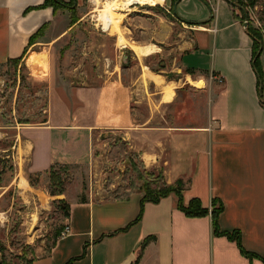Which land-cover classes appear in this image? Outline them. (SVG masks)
I'll use <instances>...</instances> for the list:
<instances>
[{
    "label": "crops",
    "instance_id": "1",
    "mask_svg": "<svg viewBox=\"0 0 264 264\" xmlns=\"http://www.w3.org/2000/svg\"><path fill=\"white\" fill-rule=\"evenodd\" d=\"M61 1L65 6L54 8L45 0H0V64L23 60L31 47L50 48L90 15L91 0ZM157 2L167 15L150 11L135 26L127 23L130 41L119 48L114 42V57L104 54L108 74L100 83L63 84L58 74L50 73L46 119L17 126L14 154L25 156L28 175L42 177L52 165L89 162L96 130H119L123 138L151 131L203 136L181 196L185 206L198 199L208 213L187 216L170 193L157 202H145L140 219L133 223L141 192L111 199L69 198L65 233L32 264H132L138 254L137 264H264V45L258 94L252 38L234 6L227 0ZM40 28V35L29 42ZM134 28L143 41L134 39ZM127 49L135 53L132 63L124 59ZM152 57L169 59L170 66L151 69L144 59ZM189 80L217 85L208 104V122L201 128L172 130L162 125L165 118L159 108L171 104ZM167 88L172 91L170 100H164ZM143 103L148 112L139 121L134 110ZM159 145L141 150L143 166L161 168L166 184L184 179L185 160L176 163L165 157ZM213 200L222 204L217 234L210 215ZM221 232H237L250 256ZM148 236L154 239L141 249Z\"/></svg>",
    "mask_w": 264,
    "mask_h": 264
},
{
    "label": "rangeland",
    "instance_id": "2",
    "mask_svg": "<svg viewBox=\"0 0 264 264\" xmlns=\"http://www.w3.org/2000/svg\"><path fill=\"white\" fill-rule=\"evenodd\" d=\"M104 1L101 0L98 6L87 3L90 15L76 30L50 48L31 47L23 60L0 64V263L30 264L46 254L55 238L66 231L69 198L111 199L125 197L130 192H141L144 196L162 194L167 187L158 176L161 168L147 169L140 158L141 150L155 142L164 148L165 157L176 163L185 160L187 174L182 179V187H185L192 168V155L198 146L204 144V137L193 133L173 135L168 131H151L141 135L135 132L124 139L119 130L100 129L93 133L89 162L71 167L55 166L53 179L47 173L42 177L31 176L29 181L24 170L25 156L20 153L16 157L14 154V135L18 125H37L46 119L50 73L58 74L63 84L100 83L108 74L103 65L104 54L114 57L113 43L116 42L119 48L130 41L127 23L135 26L150 11L167 15L163 4L159 5L157 1L153 5L133 4L122 10L116 9L113 15L119 20L117 27L121 37L117 30L104 28L105 24L98 15ZM233 1L242 21L246 19L256 36L264 42V0ZM133 8L134 11H130ZM115 35L119 36L120 42L116 41ZM133 37L138 41L144 38L136 28ZM127 50L124 59L132 63L131 57L135 53ZM144 61L158 70L170 66L169 59L162 57ZM109 65L113 67V62ZM167 74L172 76L169 72ZM201 81L189 80L179 89L171 104L159 108L165 118L162 125L172 130H190L207 124L208 104L214 98L217 85L211 87ZM171 96L172 91L167 88L164 100H170ZM147 112L144 103L134 110L139 121ZM154 122L157 123L158 119L155 118ZM20 178L27 180L25 188L18 183ZM8 183L10 185L3 188Z\"/></svg>",
    "mask_w": 264,
    "mask_h": 264
},
{
    "label": "trees",
    "instance_id": "3",
    "mask_svg": "<svg viewBox=\"0 0 264 264\" xmlns=\"http://www.w3.org/2000/svg\"><path fill=\"white\" fill-rule=\"evenodd\" d=\"M176 0H173V2H175ZM232 6H236L235 2L233 0H227ZM45 4H51L54 8L58 7H64L65 4L61 1V0H45ZM172 9V8H171ZM242 12V10H241ZM244 12V11H243ZM242 12V13H243ZM245 13H243L244 15ZM242 15V16H243ZM249 24V23H248ZM246 25L245 26V30L248 33V35L252 38V51H251V65H252V69L256 75V79H257V90H258V94H261V90H262V73H261V67H260V63H259V56L260 53L262 51L264 42L261 40V38L256 36V31L254 29H252V27H250V25ZM43 28V27H42ZM42 28H40L38 31H36L32 36H30L29 38V42H32L33 40H35L41 33ZM12 60H16V61H20L21 58L19 59H12ZM148 66L151 69L154 70H158L156 68H154L152 65ZM179 91V90H178ZM55 166H60L59 164L56 165H52L50 166L49 170L47 173H49V178L53 179L54 178V168ZM64 167L66 165H63ZM31 176H35V177H39V174H35V175H28V179L31 182ZM158 176H161V180H162V184L167 187V189L161 194L158 193L155 196H142L141 200H140V210H139V214L136 217V219L133 221L137 222L142 214V210H143V205L145 202H157L161 197L167 196L170 193H174L177 196V206L179 209H181L187 216H201V215H205L208 213V210L204 207L201 206L200 201L196 198L191 199L188 203V205H184L182 203V196H181V190L183 189L182 187V180L181 179H177L173 184H166L163 179H162V175L161 173L158 174ZM68 204V203H67ZM212 209L210 211V215L212 218V229L214 233H220L218 231V227H217V216L219 215V213L222 210V204L220 202H218L217 200H213L212 201ZM68 207V205H67ZM193 208V209H192ZM68 209H67V213H66V217H68ZM222 235H225L226 237H228L229 239L232 240H236L238 247L240 249V251L242 253H244L246 256H250L249 253H247L241 246L240 244V240L238 237L237 232H221ZM58 237V236H57ZM57 237L55 238V241L57 239ZM154 239V236H148L146 237L142 244H141V249H143L145 247V245ZM55 241L52 243V245L55 243ZM51 245V246H52ZM51 248V247H50ZM49 248V249H50ZM140 258V254L137 255L135 261L132 264H137ZM33 261V260H32ZM32 261L30 262V264H32ZM0 264H4L3 262H1Z\"/></svg>",
    "mask_w": 264,
    "mask_h": 264
},
{
    "label": "bare ground",
    "instance_id": "4",
    "mask_svg": "<svg viewBox=\"0 0 264 264\" xmlns=\"http://www.w3.org/2000/svg\"><path fill=\"white\" fill-rule=\"evenodd\" d=\"M93 2V5H99L101 3V0H91ZM104 1V0H103ZM156 1L159 0H105L103 2L102 8H101V12L99 15V17H101L102 19V23L105 24L104 28L105 29H112V30H117V34L119 36H121V32L118 31V27H117V22L119 20H117V18H115L114 11L116 9L118 10H122L125 8H128L129 6L133 5V4H139V5H145V4H156ZM117 14V13H116ZM122 37V36H121ZM19 183L25 188L26 187V182L24 178H20ZM27 190V189H26ZM29 191V190H28Z\"/></svg>",
    "mask_w": 264,
    "mask_h": 264
},
{
    "label": "built area",
    "instance_id": "5",
    "mask_svg": "<svg viewBox=\"0 0 264 264\" xmlns=\"http://www.w3.org/2000/svg\"><path fill=\"white\" fill-rule=\"evenodd\" d=\"M158 3H159V2H158ZM242 23H243L244 25H246V24H247V20H246V19L243 20ZM103 29H104V28H103Z\"/></svg>",
    "mask_w": 264,
    "mask_h": 264
},
{
    "label": "water",
    "instance_id": "6",
    "mask_svg": "<svg viewBox=\"0 0 264 264\" xmlns=\"http://www.w3.org/2000/svg\"><path fill=\"white\" fill-rule=\"evenodd\" d=\"M244 26H246V25H244Z\"/></svg>",
    "mask_w": 264,
    "mask_h": 264
}]
</instances>
